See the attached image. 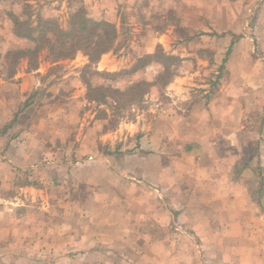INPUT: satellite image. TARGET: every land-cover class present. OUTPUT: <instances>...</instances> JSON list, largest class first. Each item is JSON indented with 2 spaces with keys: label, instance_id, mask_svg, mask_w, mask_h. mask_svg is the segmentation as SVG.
I'll use <instances>...</instances> for the list:
<instances>
[{
  "label": "rangeland",
  "instance_id": "1",
  "mask_svg": "<svg viewBox=\"0 0 264 264\" xmlns=\"http://www.w3.org/2000/svg\"><path fill=\"white\" fill-rule=\"evenodd\" d=\"M119 1L113 2L111 14L110 0L100 6L94 0H0L1 77L9 81L18 70L32 73L52 65L49 81L38 88L36 104L24 117H42L37 114L46 91L52 114L65 108L71 90L85 93L83 103L48 124L52 158L41 160L31 178L15 179L16 187L27 181L35 185L34 206L21 203L14 221L27 225L20 228L33 234L37 249L21 259L1 257L0 264H264V191L259 193L264 177V0H199L191 6L185 1L177 9L188 16L191 7L193 20L176 9L162 11L166 5L160 8L157 2L150 10L148 0H137L133 14L126 16L127 3ZM78 16L114 20L117 38L100 59L91 60L83 51L56 60L43 50L38 62L8 55L36 46L14 34L16 20L36 27L37 36L40 22L69 31ZM167 29H174L168 50L159 48L151 56L138 50ZM108 54L117 68L101 71L99 62ZM178 78L184 80L182 88L171 89ZM218 93L231 118L215 155L209 145L193 146L202 133L186 128L194 125L185 112L195 98L210 110ZM124 156L132 157L134 168L127 174L121 173ZM141 156H150L153 167L138 172ZM97 159H107L119 186L80 165ZM67 162L69 177L55 168ZM215 184L234 187L228 214L192 197L204 186L207 201L219 200L211 195ZM9 190L0 186V193ZM21 195L29 198L30 192Z\"/></svg>",
  "mask_w": 264,
  "mask_h": 264
},
{
  "label": "crops",
  "instance_id": "2",
  "mask_svg": "<svg viewBox=\"0 0 264 264\" xmlns=\"http://www.w3.org/2000/svg\"><path fill=\"white\" fill-rule=\"evenodd\" d=\"M95 1H97V5L100 6L99 4L102 0H94V2ZM110 1L112 3L107 11H110L112 14L113 9L115 8V4L113 2H116V0ZM185 1H189L190 6L193 3H195V5L199 3V0H148V3L150 4V10L155 8L154 4L157 2L160 8L163 7V5H166L162 11L168 10V13H170V10L176 9L178 10L176 13L182 16V18L193 20L195 17L190 12L191 7L187 8V10L189 9L186 13L188 16L184 14V11H179V9H177L181 7ZM118 2L120 1L118 0ZM124 3H127L125 8H121L124 14H126V16L132 15L134 7L137 6V0H124ZM108 21L111 23L114 22L112 19H108ZM173 32L174 29H167L163 32L160 31L155 33L157 34V40L154 43H150L149 45L140 46L138 50H141L144 55L149 56L153 55L159 48L168 50V47L172 41ZM158 41L162 45H157ZM110 56L111 55L108 54L99 62L101 71L106 70L110 72V70H115L117 68ZM51 66L52 65L48 64V68ZM48 68L45 67V65H42L37 71H33L32 73L18 70V73L14 74V76H12L9 81L0 75V186L8 185V188L11 189L9 190L10 193H0V258L11 257L21 259V257L33 255V252H35L37 249L36 247L38 244L36 239L32 238L33 234H31L30 231L26 232L21 229L24 227V225H27L22 223V221L21 224L18 223L19 225H17L14 221L17 211L19 208L22 209L20 207L21 203H23L25 206H27L26 204L34 206L36 202L35 200L38 197L36 193H33L36 192V189L34 188L35 185L31 181H27L24 186L16 187L15 179L21 176L29 178L30 175H33V170L34 173H36V167L41 160L52 158H49L50 153L48 151V143L50 141L49 137L47 136L50 131L48 124L56 122V118L72 111L74 106L78 105L80 102L83 103L82 98L85 100V93L83 91L71 90L66 96V103L68 104H65V108L58 109L57 107L53 109L54 113L52 114V112L49 111L52 110L50 109L51 106H49L52 100H47L50 94L49 91H46V93H44L46 100L44 99V101H42V110L37 114L42 117H29V115L24 117V114H27L28 112V114H30L32 112V107H34L36 104L35 100L38 99V95H40V93L38 94V88L43 86V84L45 85V83L49 81ZM183 82L184 80L178 78V80L171 84L170 88L181 89ZM199 99L200 98H195L192 100L189 108L185 112V119H188L187 121L190 122V117H193L192 124L194 125L192 127L190 126V123H186V128H197L202 133L193 141L194 147L199 148L201 146L209 145L212 148L211 150H213L214 154L216 155L217 148L219 147L215 145H217L219 141H223L221 138L224 133L222 132L230 129L231 113L229 110H225V103H222L223 98L220 96V93H218L215 98L210 100V110L206 108V103L205 105L202 104L201 101L203 100ZM35 111H37V109ZM206 130H208V133L211 134L205 132ZM212 131H214V136ZM210 137L213 138L212 141H208ZM148 138H150L149 134H146V138L144 139L146 140V144H148ZM180 138V135L174 136V139L177 141ZM65 145H68L66 140L63 141V146ZM220 152H222V149L218 151V153ZM150 156H141L138 158V161L141 162V166L143 165V169L145 167H153L152 164L149 163L151 162ZM124 157V161L122 160L124 171L121 173L127 174L129 170L132 171L134 168L133 165L130 164L132 157ZM70 160L71 158H69L67 161L69 162ZM68 162L62 164L61 166H55L57 170L60 171L61 169L63 171V176L66 177H69L72 174L70 172L71 164H68ZM80 165L82 168L99 172V175H96L97 179L101 178L102 181L106 179L112 183L118 182L117 186H119V177L116 172L109 170L107 159H97L94 162H85L84 164ZM143 169L141 168V170L138 172H144L145 169ZM78 171V174L84 175V173L80 171V168H78ZM223 178L224 175H222L220 179ZM212 188L211 195L219 196V200L207 201L208 193L204 192V186H202L201 190L200 188H196V190L193 192L192 197L194 198V201L200 204L203 202L202 204L205 207L208 205L214 206L215 212L220 210L221 212H226V214H228L227 209H230L232 204L229 200L234 198L232 196L233 192H231L234 190V187L229 185L223 186L221 184H215ZM24 191L30 192L29 198L27 195H24V197L22 195L21 197H18V195L22 194ZM225 191H228L229 194L231 193V195L225 196ZM218 214H216L215 217H218ZM190 216H193V214L190 213ZM212 220L213 219H211V221ZM224 225L225 221H222L220 226ZM29 226L32 227V230L33 224H29ZM28 249L29 253H27ZM23 251H26V253L23 254Z\"/></svg>",
  "mask_w": 264,
  "mask_h": 264
},
{
  "label": "trees",
  "instance_id": "3",
  "mask_svg": "<svg viewBox=\"0 0 264 264\" xmlns=\"http://www.w3.org/2000/svg\"><path fill=\"white\" fill-rule=\"evenodd\" d=\"M17 28L14 34L19 38H26L36 44L32 49L10 51L8 55H21L38 62L41 51L48 53L50 58L65 60L73 58L78 52L83 51L91 60H98L110 51L117 38V30L113 23L108 21H94L89 17L76 18V26L65 31L55 22H40L39 33L35 36L37 28H30V23L16 20ZM173 58V57H172ZM114 92L115 90H111ZM261 175V174H260ZM260 189L264 191V177H260Z\"/></svg>",
  "mask_w": 264,
  "mask_h": 264
}]
</instances>
